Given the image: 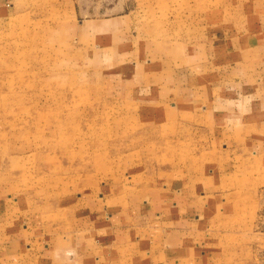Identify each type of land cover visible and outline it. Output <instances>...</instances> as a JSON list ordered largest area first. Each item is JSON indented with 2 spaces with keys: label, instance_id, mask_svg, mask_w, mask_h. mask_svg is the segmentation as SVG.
Returning <instances> with one entry per match:
<instances>
[{
  "label": "rangeland",
  "instance_id": "374dc122",
  "mask_svg": "<svg viewBox=\"0 0 264 264\" xmlns=\"http://www.w3.org/2000/svg\"><path fill=\"white\" fill-rule=\"evenodd\" d=\"M4 10L0 264H17L23 255L22 264H38L34 254L44 263L43 240L70 229L92 203L106 208L113 182H132L129 176L139 173L133 181L154 183L159 174L201 171L219 157L212 126L235 119L221 117L228 83L205 84L225 80L223 65L234 57L223 52L228 28L243 15L252 22V0H9ZM172 48L196 72L202 68L204 82L190 103H180L181 118L167 117L163 106L125 82L132 58L166 56ZM212 61L214 70L207 66ZM228 88L227 96L237 97ZM240 90L246 113L264 122V84ZM246 161L223 179L219 216L210 218L198 251L213 257L232 250V264H264V155L259 164ZM123 246L133 251V264L155 263V246ZM115 248L110 252L120 253Z\"/></svg>",
  "mask_w": 264,
  "mask_h": 264
},
{
  "label": "crops",
  "instance_id": "0c3cea01",
  "mask_svg": "<svg viewBox=\"0 0 264 264\" xmlns=\"http://www.w3.org/2000/svg\"><path fill=\"white\" fill-rule=\"evenodd\" d=\"M7 1L0 0V15L4 14ZM252 4L255 11L252 22L248 15H243L233 28H228V41L223 52L229 50L234 57L231 62L226 61L229 64L223 65L224 75L221 77L225 80H206L205 84L225 82L238 94L237 97L227 96L231 92L227 87L222 99L228 102V109L221 113V117L235 120L212 126L210 134L215 142L214 150H219V157L212 158V166L197 172L175 170L167 178L159 174L154 183L149 184L144 180L133 181L139 173L129 176L132 182L122 185V179L113 182L107 200L109 205L102 209L98 202L92 203L90 214L81 210L82 218L71 224L70 229H62L55 236L46 237L43 240L47 243L43 257L46 261L40 262L41 257L34 254L38 264H133L136 259L133 251L127 250L124 244L155 246L154 264H212L210 260L217 264H232L236 259L232 250L214 254V260L206 252L201 251V254L198 246L202 243L200 237L209 227L210 218L219 216L224 196L222 190H225L223 179L245 166L246 158L259 164L260 157L264 155V122L259 114L246 113V96L239 94L244 92L240 89L246 84H264V76L261 75L264 73V0H252ZM133 59L130 61V80L127 78L126 84L137 88L136 95L150 97L157 105L163 106L167 117L181 118L186 108L180 103H190L196 89L204 85L198 80L202 68L198 67L197 73V66L189 67L185 58L173 48L166 56L164 53L147 55L140 61ZM207 66L214 70L213 61ZM138 78L140 80H134ZM255 90L252 89L251 93ZM229 101L238 107H230ZM218 143H221L220 149ZM222 157L224 161L221 162ZM233 239L230 238L228 246ZM28 246L31 250L35 245ZM111 246L114 249L119 246L120 253L110 252ZM23 256L15 263L22 264ZM144 258L148 260V256L144 255ZM140 260L143 261L142 258Z\"/></svg>",
  "mask_w": 264,
  "mask_h": 264
}]
</instances>
